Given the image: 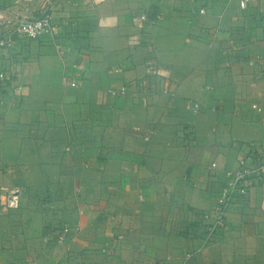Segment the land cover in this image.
<instances>
[{
	"label": "crops",
	"instance_id": "0c3cea01",
	"mask_svg": "<svg viewBox=\"0 0 264 264\" xmlns=\"http://www.w3.org/2000/svg\"><path fill=\"white\" fill-rule=\"evenodd\" d=\"M0 8L29 17L49 9L58 28L0 47V71L16 68L25 85L11 105V84H0V196L3 187L33 188L18 183L30 177L50 192L52 172L76 187L61 202L65 223L52 224L57 239L70 227L60 260L46 254L43 264H264V178L246 182L208 242L202 217L226 171L264 151V0L246 9L239 0H0ZM153 10L162 18L140 21ZM67 71L76 87L63 83ZM124 85L123 96L109 92ZM18 225L6 253L35 250L26 237L34 229Z\"/></svg>",
	"mask_w": 264,
	"mask_h": 264
},
{
	"label": "built area",
	"instance_id": "2783aa9c",
	"mask_svg": "<svg viewBox=\"0 0 264 264\" xmlns=\"http://www.w3.org/2000/svg\"><path fill=\"white\" fill-rule=\"evenodd\" d=\"M251 0H239V6L246 9ZM207 6L200 9L201 13L207 11ZM46 9L39 15L27 16L13 14L9 8H0V47H12L15 42V36H24L29 39H41L45 36H53L57 33V25L54 22L52 12ZM153 18L145 12L139 16L140 21L153 23L162 18L161 11L153 10ZM75 67L81 68V64H75ZM63 82L71 87L78 85L73 73L66 72L63 75ZM11 84L8 90V100L10 104H15L17 98L22 94L25 85L19 82L16 68H8L0 71V84ZM126 85L120 88L110 89L112 95L123 96L128 92ZM199 103L195 102V108H199ZM264 178V151H256L252 155L242 156L238 167L226 171L225 185L220 190L216 205L207 212L202 213L204 238L208 242L226 227L228 212L237 196H245L248 193L247 181ZM264 188V184H263ZM7 206L15 208L19 206L18 190L11 191L6 197ZM70 234V227L65 226L58 236V242L63 243ZM192 253H188L186 259H189ZM29 264H35L34 261Z\"/></svg>",
	"mask_w": 264,
	"mask_h": 264
},
{
	"label": "rangeland",
	"instance_id": "374dc122",
	"mask_svg": "<svg viewBox=\"0 0 264 264\" xmlns=\"http://www.w3.org/2000/svg\"><path fill=\"white\" fill-rule=\"evenodd\" d=\"M29 42L31 43L32 41L30 40ZM27 44L28 42H25V45ZM40 174L42 173H35V175H37L38 177ZM63 174L65 173L52 172V177L54 179L53 183L56 185V187H54L53 184L54 188L53 189L51 188L50 192H48L46 188L42 187L43 185L39 179L34 180L31 177L29 179H24V180L20 179V182H18V183H23V185L24 182H29V184L33 182L34 186L31 189H27L22 186L2 188L3 195L0 196V264H13L12 262L15 261V259H17V261H20L19 264H27V263L29 264L30 261H34L35 264H43L41 259L46 257V254H48L49 256L54 254L56 255L55 260L56 259L60 260L59 256L62 253L61 247L65 243L58 242L57 235L55 233V230L53 229L54 226L52 224L58 218H61L63 223H65L66 219H64V216L62 215L61 202L63 199H72V198L74 199L76 197L75 194L76 187H74L73 184V180H74L73 177L69 178L67 176V178L65 179L64 178L65 175ZM79 174H82L84 176L87 175L89 176V178L91 176L90 172H84ZM54 175L56 176V178L54 177ZM61 175H63L62 176L63 179ZM59 180H63V181H59ZM57 182L59 183L57 184ZM12 190L13 191L18 190L19 206L15 208H11L7 206L5 199V197ZM86 190L88 189H85V191ZM21 193L23 194L22 196ZM95 194L96 193L90 195L89 198H93ZM78 195L81 196L80 190ZM23 199H25L24 202L22 201ZM21 208H22V213H21ZM20 214L22 215L19 216ZM48 214L50 217L51 224H48L49 223ZM6 217H8V219L10 220H6L5 219ZM27 217L30 218V221L29 220L27 221ZM4 220H6L9 225V227L6 229L8 231V234H6V231H4V229L2 228ZM18 222H21L22 226H24V224H30L28 227H30V229L31 228L34 229V234L26 237L29 238L32 245L34 244L35 250H31L28 253H26L27 251L24 252L11 251L10 253H6L5 250H9V248H5L4 245H7L9 243L12 244L16 242L15 240L19 237L17 233L16 236H13L14 234L12 232V230H17V228L20 227L18 225ZM40 227L44 228L43 230L44 232L39 235L37 234V232H39V230L37 229ZM30 229L28 230L30 231ZM187 254L188 253H186L181 259L183 260L186 259ZM27 255L29 258H27ZM46 259L50 260V258L47 257Z\"/></svg>",
	"mask_w": 264,
	"mask_h": 264
}]
</instances>
